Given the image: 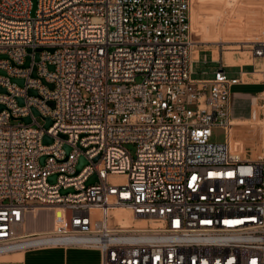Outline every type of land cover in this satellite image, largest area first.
I'll list each match as a JSON object with an SVG mask.
<instances>
[{"label":"built area","instance_id":"obj_1","mask_svg":"<svg viewBox=\"0 0 264 264\" xmlns=\"http://www.w3.org/2000/svg\"><path fill=\"white\" fill-rule=\"evenodd\" d=\"M191 5L37 0L31 15L32 0H0V255L80 244L101 264H264V154L230 148L239 79L222 68L191 77ZM250 52L264 57V41ZM79 156L87 164L75 174ZM36 207L60 208L63 224L26 230ZM117 208L142 223H117Z\"/></svg>","mask_w":264,"mask_h":264},{"label":"crops","instance_id":"obj_2","mask_svg":"<svg viewBox=\"0 0 264 264\" xmlns=\"http://www.w3.org/2000/svg\"><path fill=\"white\" fill-rule=\"evenodd\" d=\"M211 1L215 2L214 7L219 8L215 11L219 12L214 11L213 16L209 15L204 20L201 19V12L205 7V0H194L195 6L191 5V31L201 35L200 42L216 45L225 42H251L250 40L257 38L249 31V19L245 18L238 0ZM258 6H250L248 14L253 13L255 18L258 12L256 19L264 34V0ZM229 11H232L231 18L219 14H228ZM213 51L209 53V60L214 66V72L222 68L229 77L239 79L230 87V148L242 159H258L264 154V57L254 56L249 50V61L236 63L233 52L226 50L223 55L224 63L222 59L221 62L214 59L217 57L216 49ZM200 52L202 50L194 49L193 59L198 61ZM204 59H207L205 54ZM37 209L39 208H33L31 213H27L24 222L26 230L47 233L54 232L53 229L62 225L64 212L61 209L56 208V219L53 215L51 219L49 215H41ZM41 217H46L47 222L41 223ZM0 264H101V252L97 248L80 244L50 245L1 254Z\"/></svg>","mask_w":264,"mask_h":264},{"label":"rangeland","instance_id":"obj_3","mask_svg":"<svg viewBox=\"0 0 264 264\" xmlns=\"http://www.w3.org/2000/svg\"><path fill=\"white\" fill-rule=\"evenodd\" d=\"M260 1L261 0H238V2L240 3L242 7L241 11L244 12L245 18L249 19L248 24H247L249 31L252 33V35L257 36V38L250 40L251 42H225V43L214 45L211 43L200 42L201 35H197L196 33L193 32V40L196 42V46H194V49L202 50V52H200V59L198 61H194L192 64V73H191L192 78H202L205 76L213 75L214 66L209 60V53L210 51H213L214 49H216V55H217V57L214 59H218V61L220 62H221V59L223 60L224 51L226 50L233 52V56L236 60V63H242L245 61H249V56H250L249 50L251 49V46L254 43H257L259 41H264V34L261 32V29L259 27V22L256 19L258 17V12L256 13L255 18L253 17V13L248 14V9L250 8V6L259 7L258 5ZM192 6H195L194 0H192ZM204 6L205 7L203 8L201 12V16H202L201 19L203 20L207 18V16L209 15L213 16L214 15L213 12L216 9H219L217 7H214L216 6V4L215 2L211 0H205ZM215 12H219V11L217 10ZM231 13L232 11H229L228 14H225L224 12H220L219 14H221L220 16L231 18L230 16ZM204 54L207 58L206 60L204 59ZM213 54H214V51H213ZM212 133H213L212 139L214 141H220L222 139L223 130L221 128H214L212 130ZM125 146L131 153L134 152L135 147L133 144H127ZM55 210L56 208H53V207H44V208H39L36 211L38 213H41V215L42 214L49 215V219H51L52 215L56 219L57 216H55L54 214ZM29 213L31 212H28V214ZM113 215L114 217H116L117 223L121 225H130V224H134L137 222L132 216L130 210L128 209H117L116 211H114ZM46 219H47L46 217H41L40 222L43 223L46 221Z\"/></svg>","mask_w":264,"mask_h":264},{"label":"water","instance_id":"obj_4","mask_svg":"<svg viewBox=\"0 0 264 264\" xmlns=\"http://www.w3.org/2000/svg\"><path fill=\"white\" fill-rule=\"evenodd\" d=\"M36 1H37V0H32L31 15H34V11H35V9H36ZM39 51H40V48L37 49V53L35 54V60H38V58H39ZM49 51L52 52L53 49H50ZM0 57H3V56H0ZM28 64H29V57H26V60H25V62L23 63L22 66L26 67V66H28ZM49 69H50V70H53V66L50 65V66H49ZM0 73H1V74H5L4 71H1V70H0ZM31 76H33V77L36 76L35 68H33V71H32ZM12 80H13L14 82L18 83L20 86L23 85V79H16V78H13ZM41 81H42V83L46 84L48 87H51V86H52L50 83H46L44 79H41ZM0 91H3V92H4V90L1 89V88H0ZM28 94H30V95H35V96H39V95L37 94V92H36L35 90H33V89H29V90H28ZM18 104H19V105H23V100H22L21 98L18 99ZM47 104L50 105V106H53V102H52V101H48ZM1 108H3V105L0 104V109H1ZM31 111H32V114H33L34 116H40L39 111H38L35 107H31ZM42 118H43V120H44L43 127H44V128H48V127L52 124V120H51L49 117H42ZM19 120L23 121L24 123H29V122L31 121V117H30V116L19 117ZM52 141H53V139H52L51 137L47 136V135H44L43 138H42V142H43V144H49V143H51ZM64 148H65V150H66L67 152L70 150V147L67 146V145H64ZM44 158H45L44 156L40 157L39 161H40L41 164H43V162H44ZM96 159H97V157L94 158V160H96ZM85 164H87V160L85 159V157H83V156H79L78 161H77V165H76V168H75V174H77V173L82 169V167H83ZM56 176H57L56 174L51 175V176L48 178V181H49L50 183H54V182L56 181ZM96 180H97V176H96V174H92V175L87 179V181L85 182V185L87 186V185H89V184H92V183H94ZM59 192H60L61 194H66V193H68V192H73V189H72V188H62V189L59 190Z\"/></svg>","mask_w":264,"mask_h":264},{"label":"bare ground","instance_id":"obj_5","mask_svg":"<svg viewBox=\"0 0 264 264\" xmlns=\"http://www.w3.org/2000/svg\"><path fill=\"white\" fill-rule=\"evenodd\" d=\"M193 54H194V51H193ZM192 59H193V56H192ZM264 66V65H263ZM262 66V67H263ZM260 68V67H259ZM262 70H264V69H262ZM117 209H119V208H117ZM117 209H115L114 211H116ZM123 209H128V208H123ZM129 210V209H128ZM133 216V215H132ZM135 219V218H134ZM137 222L136 223H134V224H130V225H137V224H140V223H142V221H139V220H137V219H135Z\"/></svg>","mask_w":264,"mask_h":264}]
</instances>
